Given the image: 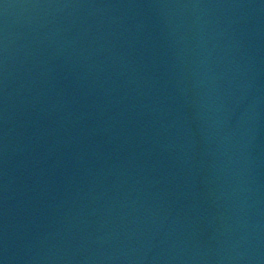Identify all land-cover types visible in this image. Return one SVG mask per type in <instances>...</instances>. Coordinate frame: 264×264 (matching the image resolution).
Instances as JSON below:
<instances>
[{"label": "water", "instance_id": "obj_1", "mask_svg": "<svg viewBox=\"0 0 264 264\" xmlns=\"http://www.w3.org/2000/svg\"><path fill=\"white\" fill-rule=\"evenodd\" d=\"M0 264H264V0H0Z\"/></svg>", "mask_w": 264, "mask_h": 264}]
</instances>
